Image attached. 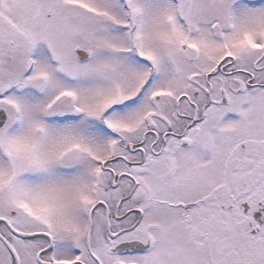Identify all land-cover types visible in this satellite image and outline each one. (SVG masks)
Wrapping results in <instances>:
<instances>
[{"label": "snow or ice", "instance_id": "1", "mask_svg": "<svg viewBox=\"0 0 264 264\" xmlns=\"http://www.w3.org/2000/svg\"><path fill=\"white\" fill-rule=\"evenodd\" d=\"M0 264H264V0H0Z\"/></svg>", "mask_w": 264, "mask_h": 264}]
</instances>
